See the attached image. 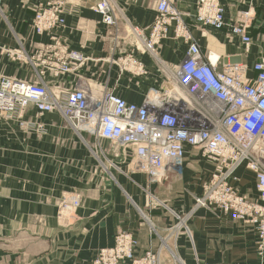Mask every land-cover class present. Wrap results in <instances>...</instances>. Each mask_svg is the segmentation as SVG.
Segmentation results:
<instances>
[{"label":"crops","instance_id":"crops-1","mask_svg":"<svg viewBox=\"0 0 264 264\" xmlns=\"http://www.w3.org/2000/svg\"><path fill=\"white\" fill-rule=\"evenodd\" d=\"M44 1L0 2V79H41L54 92L75 84L106 88L137 104L167 87L169 97H160L153 108L162 121L207 123L173 84L188 45L184 39L170 32L150 53L130 33L133 26L149 33L156 0H108L118 15L114 26L91 8L99 0H64V24L39 34L32 18ZM219 1L227 24L221 30L196 21V0L173 4L198 47L219 56V68L235 57L250 66L264 52V0ZM243 10L255 14L248 52L230 28ZM53 41L81 52L84 65L54 75L42 63L51 59L44 47ZM130 51L142 62L143 75L122 71L115 62ZM132 162L133 147L77 134L56 111L38 113L29 105L24 114L0 117V264H87L119 231L136 239V255L159 250L162 264H260L250 225L217 208H195L194 197L212 169L196 148L185 149L181 174L169 171L159 180L132 170ZM236 178L238 191L258 197L251 171L241 166ZM67 192L79 193L80 205L61 219L56 204Z\"/></svg>","mask_w":264,"mask_h":264},{"label":"built area","instance_id":"built-area-1","mask_svg":"<svg viewBox=\"0 0 264 264\" xmlns=\"http://www.w3.org/2000/svg\"><path fill=\"white\" fill-rule=\"evenodd\" d=\"M91 8L101 15L105 24L116 25L118 15L108 0H99ZM154 9L156 14L149 33L143 34L136 26L130 33L150 53L170 32L184 39L188 45L184 58L176 67L173 84L186 95L187 104L194 105L207 116L205 125L190 127L162 121L153 108L159 104L160 97H169L167 87L162 89V94H152L144 103L137 104L111 89L75 84L54 92L41 79L30 82L11 77L0 79V117L24 114L29 105L38 113L56 111L77 134L85 132L106 139L114 146L133 147L132 170L145 174L150 180H159L169 171L181 174L185 149H200L202 156L212 164V169L202 182L201 193L194 197L195 208H217L250 225L257 237L256 253L262 264L264 52L250 66L243 62H226L219 68V56L198 47L173 0H156ZM63 13L64 0L38 3L32 18L35 32H50L63 25ZM194 17L199 23L217 30L226 26L224 7L219 0H196ZM254 17L252 11H240L236 22L230 26L245 52L252 45L249 29ZM44 50L51 52V59L42 63L51 67L56 76L76 72L87 59L81 52L54 41ZM115 62L122 71L132 75L145 72L133 51L123 52ZM37 73L42 75L43 70ZM241 166L255 176L256 199L238 191L234 184L236 170ZM61 201L64 215L79 206L80 197L76 193H68L62 196ZM178 218L179 226L185 227L184 218ZM136 244L131 233L118 232L113 244L98 249L89 264H122L126 260L131 264H160L159 250L135 255Z\"/></svg>","mask_w":264,"mask_h":264},{"label":"rangeland","instance_id":"rangeland-1","mask_svg":"<svg viewBox=\"0 0 264 264\" xmlns=\"http://www.w3.org/2000/svg\"><path fill=\"white\" fill-rule=\"evenodd\" d=\"M199 152H200V154H201V151H200V149H197ZM210 172V171H209ZM209 172H207V174L209 173ZM68 193H76V194H78L79 195V197H80V194L79 193H77V192H67V193H64V195L65 194H68ZM63 195V196H64ZM61 199H62V197L60 198V200L59 201H57V204H56V210H57V216L59 217V218H63V219H65L66 217H69V216H71L72 215V213L77 209V207L76 208H72L73 210L72 211H69V212H67V213H65L64 215H62V212H63V210H62V206H61V203H62V201H61ZM79 205H80V201H79ZM79 207V206H78ZM119 232H121V231H119ZM118 233V232H117ZM116 233V234H117ZM115 234V235H116ZM110 247V246H109ZM104 248H106V247H104ZM135 248V247H134ZM100 249V248H99ZM98 250V249H97ZM96 250V251H97ZM135 252V251H134ZM136 254V253H135ZM143 255V254H142ZM160 256V264H162V258H161V255H159ZM94 257V256H93ZM93 257H92V259H93ZM171 257V256H170ZM91 259V260H92ZM90 260V261H91ZM90 261L87 263V264H89L90 263ZM125 263H127V262H125Z\"/></svg>","mask_w":264,"mask_h":264},{"label":"water","instance_id":"water-1","mask_svg":"<svg viewBox=\"0 0 264 264\" xmlns=\"http://www.w3.org/2000/svg\"><path fill=\"white\" fill-rule=\"evenodd\" d=\"M226 62H229V63H236V62H240V59L239 58H229L227 59Z\"/></svg>","mask_w":264,"mask_h":264},{"label":"bare ground","instance_id":"bare-ground-1","mask_svg":"<svg viewBox=\"0 0 264 264\" xmlns=\"http://www.w3.org/2000/svg\"><path fill=\"white\" fill-rule=\"evenodd\" d=\"M225 22H226V21H225ZM226 25H227V24H226ZM213 56H215V55H213ZM149 96L151 97L152 94H150ZM134 254H135V252H134ZM135 255H136V254H135ZM175 258H176V257H175ZM125 262H127L128 264H131V263H130V260H126V261H124V263H125Z\"/></svg>","mask_w":264,"mask_h":264}]
</instances>
